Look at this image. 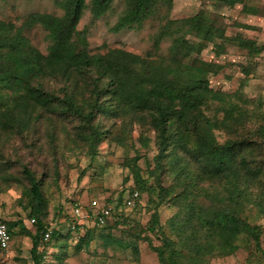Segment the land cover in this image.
<instances>
[{"label":"trees","instance_id":"trees-1","mask_svg":"<svg viewBox=\"0 0 264 264\" xmlns=\"http://www.w3.org/2000/svg\"><path fill=\"white\" fill-rule=\"evenodd\" d=\"M112 1L52 0L61 10L58 15L29 12L19 25L0 20V141L1 132L23 140L43 125L51 138L58 130L72 133L93 156L112 133V125L123 138L127 130L137 127L141 147L150 141L145 132H151L155 153L146 167L137 164V151L122 161L133 188L123 198L119 194L115 200H104L119 214L112 216L119 220L121 208H125L123 200L132 190L138 192L139 202V192L154 187L149 218L132 235L146 242L157 264H208L211 258L232 254L240 234L259 249L262 229L249 221L245 208L248 205L254 210L253 217L264 218V110L260 102L243 95V84L231 93L213 90L209 76L223 66L204 60L200 53L210 44L218 56L232 44L252 57L264 51V43L240 32L226 35L207 20L203 10L170 18L172 0H120L121 11L111 29H139L145 20H154L157 26L148 36L149 48L143 55L120 48L91 52L87 28L78 30L77 23L87 8L92 24ZM216 2L256 10L246 0H213L211 5ZM32 27L44 32L45 53L26 37ZM163 41L168 44L161 52ZM240 71L244 78L249 74L246 65L240 66ZM216 131L223 133L221 142ZM49 141L55 151L56 144ZM8 157L0 150V181L21 186L19 199L29 206L27 217L33 219L34 231L22 226L20 220L0 219L10 237L30 239L29 259L40 264L43 251L38 245L48 226L42 188L47 174H37L17 155L15 161ZM12 168L15 175L9 172ZM164 202L174 212L160 223L158 207ZM16 225L19 229L15 231ZM146 233L157 236L159 244H152ZM87 235L85 231L73 247H87ZM60 237L53 229L46 242Z\"/></svg>","mask_w":264,"mask_h":264},{"label":"rangeland","instance_id":"rangeland-1","mask_svg":"<svg viewBox=\"0 0 264 264\" xmlns=\"http://www.w3.org/2000/svg\"><path fill=\"white\" fill-rule=\"evenodd\" d=\"M212 2L213 0H172L169 17L182 18L203 10L207 20L222 28L226 35L240 32L254 39L258 44L264 43L262 16L264 0H246L250 8L256 9L249 11L241 10L240 5L228 7L218 2L211 5ZM121 7L120 0H113L110 8L92 24L89 23L88 9H84L77 23V29L87 28L86 41L91 52L120 48L143 55L149 48L148 36L156 29L157 23L154 20H145L139 29H121L114 32L111 27ZM33 11L56 15L61 13L52 0H0V20H8L19 25L22 17ZM243 25L250 27L242 28ZM25 35L34 47L45 53L44 32L39 27H32L25 32ZM167 44L168 41L161 42V52L165 51ZM212 51L211 45L207 44L200 55L204 60L217 62L223 67L216 75L209 76V86L213 90L231 93L243 84L241 88L243 95L248 100L260 102L262 104L260 108L264 110V51L249 57L244 50L232 44H227L224 52L218 56H214ZM242 65H246L249 70L245 78L240 71ZM108 125L109 122H105V126ZM111 130L112 133L97 146L93 156L88 154L86 145L72 133L58 130L57 135L51 138L46 135L43 125L38 126L37 130L23 140L15 134L1 132L0 150L3 149L4 153L9 155V160H17L15 157L17 155L20 161L27 160L37 174L41 172L47 174L42 187L47 201V230L54 229L61 237L51 238L48 242L38 245V250L43 251L40 264H140L139 259H135L137 256H133L130 246L138 242L146 245V242L134 238L132 232L144 227L149 218L153 206L150 200L156 196L154 187L139 192V202L133 208H121L119 220L112 216L111 221L105 226L104 224L94 226L95 232L101 235L113 231L115 236L111 239L115 238L114 241H110L111 239L107 241L99 235L100 238L96 237L93 252H76L73 245L78 237L67 233L72 219L70 202L72 199L77 198L83 203L91 198L103 201L106 198L115 200L119 194L123 198L133 188L131 176L122 166L123 159L133 156L134 151H137L140 154L137 164L144 169L146 161H149L155 153L151 132H145L150 141L146 147H141L137 140V127L133 126L127 130L124 138L117 135L118 128L114 125L111 126ZM215 136L220 142L224 139L220 131H216ZM49 140L56 144L55 151H52ZM13 150L15 154L10 155ZM14 170L12 168L9 172L15 175ZM0 188V216L7 221L20 220L21 225L33 233L34 225L27 217L29 206H24L19 199L21 186L13 182L0 181ZM161 205L158 211L160 223H163L174 212V208L168 207L165 202ZM245 213L251 223L255 222L262 229L259 239L260 248L255 249L247 238L240 234L235 240L237 249L232 254L223 258H211L208 264H264V218L253 217L254 210L248 205ZM112 222H115V225ZM108 225L110 227L106 228ZM18 229L19 225H16L14 230ZM146 234L152 244H159L157 236ZM169 236L172 235L169 233ZM11 237L12 246L9 252L0 254V264H32L28 253L30 239L21 235Z\"/></svg>","mask_w":264,"mask_h":264},{"label":"built area","instance_id":"built-area-1","mask_svg":"<svg viewBox=\"0 0 264 264\" xmlns=\"http://www.w3.org/2000/svg\"><path fill=\"white\" fill-rule=\"evenodd\" d=\"M71 214L72 219L69 223V230L72 232L84 229L86 224L92 226H102L107 218H110L114 213L117 214L112 203L104 202L96 198H91L86 202L72 200ZM138 202V192L132 190L123 200L125 208H133ZM119 215V214H117ZM32 222L33 219H30ZM49 230L42 233L41 243H44L49 238ZM11 248V237L7 232L5 223L0 219V249L7 253ZM240 264V263H234Z\"/></svg>","mask_w":264,"mask_h":264},{"label":"crops","instance_id":"crops-1","mask_svg":"<svg viewBox=\"0 0 264 264\" xmlns=\"http://www.w3.org/2000/svg\"><path fill=\"white\" fill-rule=\"evenodd\" d=\"M220 4H222V3H220ZM85 231L88 233L87 236H88L89 243H88L87 247H84V246L80 247V248L74 247V250L76 252H86V251L93 252L95 249L96 237L100 238L102 236L103 238H105L108 241L109 239H111L112 237L115 236L113 231H111L112 233H106L105 235H101L98 232L96 233L94 226H92L91 224H86L84 229L79 230V231H75V232H70L69 234H71L74 237H78V239H79V238H82ZM99 235H100V237H99ZM114 240H115V238L111 239L110 241H114ZM127 244L129 245L130 243H127ZM130 247H131V251L133 253V256L138 257V258L135 257V259H139L140 264H157V259H156L155 253L149 249L147 244L145 245L144 243L138 242L136 244H134V243L131 244Z\"/></svg>","mask_w":264,"mask_h":264}]
</instances>
